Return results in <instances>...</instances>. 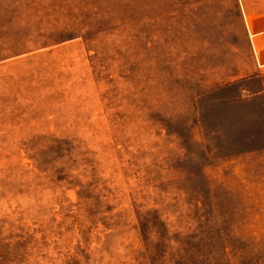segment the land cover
<instances>
[{
    "label": "rangeland",
    "instance_id": "1",
    "mask_svg": "<svg viewBox=\"0 0 264 264\" xmlns=\"http://www.w3.org/2000/svg\"><path fill=\"white\" fill-rule=\"evenodd\" d=\"M263 13L0 0V264H264Z\"/></svg>",
    "mask_w": 264,
    "mask_h": 264
},
{
    "label": "crops",
    "instance_id": "2",
    "mask_svg": "<svg viewBox=\"0 0 264 264\" xmlns=\"http://www.w3.org/2000/svg\"><path fill=\"white\" fill-rule=\"evenodd\" d=\"M250 22L252 26V30L250 29L252 54L264 78V27L260 28V24L264 23V13L258 16H251ZM261 93L262 91L257 92V94Z\"/></svg>",
    "mask_w": 264,
    "mask_h": 264
}]
</instances>
